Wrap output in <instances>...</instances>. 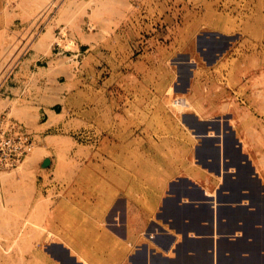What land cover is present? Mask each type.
I'll list each match as a JSON object with an SVG mask.
<instances>
[{"label": "rangeland", "instance_id": "obj_1", "mask_svg": "<svg viewBox=\"0 0 264 264\" xmlns=\"http://www.w3.org/2000/svg\"><path fill=\"white\" fill-rule=\"evenodd\" d=\"M0 125L33 142L0 177V264L109 260L97 243L110 206L96 214L80 191L106 189L105 158L132 172L144 152L111 150L110 140L195 143L193 165L218 182L208 197L181 200L222 205L229 179L250 192L232 204L249 200L264 216V0H0ZM170 200L150 208V222L167 220Z\"/></svg>", "mask_w": 264, "mask_h": 264}, {"label": "crops", "instance_id": "obj_2", "mask_svg": "<svg viewBox=\"0 0 264 264\" xmlns=\"http://www.w3.org/2000/svg\"><path fill=\"white\" fill-rule=\"evenodd\" d=\"M158 4L161 5L160 2ZM145 65L148 69L152 67L150 64ZM178 88L177 91L180 90ZM68 98L69 94L64 92L57 100L67 101ZM60 106L62 103H55L49 112L58 116ZM198 107L194 109L199 115L204 110ZM107 145L116 151L125 148L143 150L142 157L136 159L141 162L142 169L135 167L131 172L119 167L112 157L105 158L104 166L107 168L101 171L104 173L106 189L95 190L93 195L80 191V203L93 208L96 214L102 213V207L110 206L109 234L105 235L104 242H98L97 245H108L112 250L111 257L106 262H98L95 254L88 253L84 260L94 264H121L130 251L129 247L131 250L136 248V254L130 261L127 260V264H263V212L259 207L248 204L249 200L239 205L232 204L231 200L250 192L239 193L228 179L227 185L226 181L223 183L228 189L221 194L224 199L222 205L216 206L218 200L214 201L211 197L212 202L206 203V207L195 205V202L189 205L188 201L181 200L191 197L197 202L201 196L208 197L204 190L213 191L211 188L218 182L214 175L210 176L193 165L194 161L197 162L195 143L158 140L122 144L110 140ZM178 160L190 161L191 169L180 168ZM193 181L203 186V191L200 190L202 195L199 188L189 185ZM203 181L208 183V188ZM150 198L154 201L151 202ZM165 198L171 199L163 202L167 220L162 224L150 222V208L159 207ZM248 198L255 196L252 194ZM144 240L155 248L148 244L143 249L138 248Z\"/></svg>", "mask_w": 264, "mask_h": 264}, {"label": "built area", "instance_id": "obj_3", "mask_svg": "<svg viewBox=\"0 0 264 264\" xmlns=\"http://www.w3.org/2000/svg\"><path fill=\"white\" fill-rule=\"evenodd\" d=\"M32 150L33 142L23 129L0 125V177L16 170Z\"/></svg>", "mask_w": 264, "mask_h": 264}, {"label": "water", "instance_id": "obj_4", "mask_svg": "<svg viewBox=\"0 0 264 264\" xmlns=\"http://www.w3.org/2000/svg\"><path fill=\"white\" fill-rule=\"evenodd\" d=\"M45 165L49 166L50 165V161L49 160L45 161Z\"/></svg>", "mask_w": 264, "mask_h": 264}]
</instances>
